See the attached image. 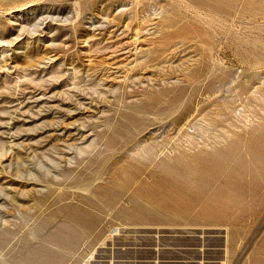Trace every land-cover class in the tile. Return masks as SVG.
<instances>
[{"label": "rangeland", "instance_id": "rangeland-1", "mask_svg": "<svg viewBox=\"0 0 264 264\" xmlns=\"http://www.w3.org/2000/svg\"><path fill=\"white\" fill-rule=\"evenodd\" d=\"M0 264H264V0H0Z\"/></svg>", "mask_w": 264, "mask_h": 264}, {"label": "bare ground", "instance_id": "bare-ground-1", "mask_svg": "<svg viewBox=\"0 0 264 264\" xmlns=\"http://www.w3.org/2000/svg\"><path fill=\"white\" fill-rule=\"evenodd\" d=\"M241 59H242V57H241ZM242 61V60H241ZM115 229V228H114ZM112 231V230H111Z\"/></svg>", "mask_w": 264, "mask_h": 264}]
</instances>
